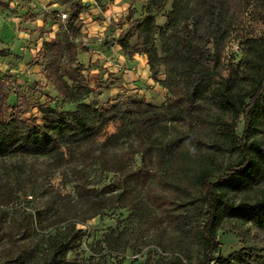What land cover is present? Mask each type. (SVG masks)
Here are the masks:
<instances>
[{"label": "trees", "instance_id": "16d2710c", "mask_svg": "<svg viewBox=\"0 0 264 264\" xmlns=\"http://www.w3.org/2000/svg\"><path fill=\"white\" fill-rule=\"evenodd\" d=\"M54 1L67 4L68 15L61 20L57 13L59 31L39 37L35 64L45 84L32 81L23 90L12 74L0 76V161L14 155L46 157L51 169L95 164L119 179L96 187L85 166L74 170L75 198L36 209L24 229L55 233L42 247L16 252L10 264H123L145 249L142 264H264V35L242 25L247 14L264 25V0H146L130 7L116 42L127 60L145 58L167 100L154 104L126 93L99 105L88 102L91 66L79 60L80 15L89 5ZM235 30L242 37L225 62ZM34 109L37 117H26ZM110 125L115 133L100 141ZM128 140L139 144L135 154L106 158L109 147ZM15 192L1 183L0 207ZM110 210L128 212L139 228L107 229L86 259L71 263L70 253L88 237L71 223L75 211L102 219ZM226 231L241 247L223 257L219 234Z\"/></svg>", "mask_w": 264, "mask_h": 264}, {"label": "rangeland", "instance_id": "374dc122", "mask_svg": "<svg viewBox=\"0 0 264 264\" xmlns=\"http://www.w3.org/2000/svg\"><path fill=\"white\" fill-rule=\"evenodd\" d=\"M18 1L19 4L11 0L0 1V76L5 73L12 74L15 85L27 90L32 81L45 84L40 65L35 64L37 52L42 45L39 37L46 38L49 35H46L48 32L51 36L56 34L59 31V20L56 14L68 15V9L67 4L54 0ZM83 1L86 6H89L80 15L81 31L78 41L85 47L79 46L81 48L79 60L88 67L91 66L87 73L92 87V95L88 102L94 105L113 102L119 95L128 93L137 98H145L154 104L164 103L167 100V92L151 79L147 64L139 62L138 65H134L135 71L132 75L133 69L128 63L133 64L135 60L133 58L127 60L116 42L126 26L125 17L128 9L130 7L139 9L146 0H115L112 3L97 0L96 4L95 0ZM158 23L163 26L165 20L158 17ZM242 25L249 34L264 35V25L253 22L249 14L245 16ZM36 27H43V30H35ZM24 33L27 36L20 39L19 36ZM232 35L229 48L225 52V62L229 61L231 54L235 56V46L242 37L239 30H235ZM130 44L133 45V40ZM109 46L110 54L106 51ZM113 59L116 60L111 61ZM119 61L122 64H119ZM162 72L161 69L159 79H163ZM135 79L143 81L142 86L135 85ZM46 91L54 97L55 93L49 85H46ZM46 101L48 100L42 98V102ZM31 116L37 117L36 109L26 115V117ZM113 133H115V127L108 126L101 133L100 141ZM138 147L139 144L131 140L116 144L108 148L106 158L110 159L114 155L119 156L125 153L135 154ZM50 162L51 160L46 157L20 158L14 155L0 161V184L8 182L16 190V199L0 207V264H10L16 252L23 249L33 250L36 247H42L44 237L55 233V228L52 227H46L45 231H38L37 234L28 230L25 232L24 229L30 227L31 222L28 217L36 209H43L51 202L58 204L62 200H67L68 197L71 200L75 198V186L78 182L74 177H80V175L73 174L74 170L85 166L84 175H87L90 185L96 187H103L119 179L116 172L101 171L95 164L83 165L76 162L58 169H51ZM134 162L136 165L140 164L138 155L134 157ZM73 213L69 210V215ZM75 215L77 217H72L71 223H75L77 229L85 230L88 237L70 253L71 263L86 259L90 255L89 246L92 240L98 239L107 229L119 227L130 231V229L139 228L132 226L133 218L128 219L129 213L126 211L110 210L102 219H87L77 211ZM63 227L64 224L61 228ZM219 237L223 257L240 249L241 245L234 233L226 231L220 233ZM147 251L148 249H145L138 255L129 254L125 257L123 264H142ZM211 264L217 263L214 261Z\"/></svg>", "mask_w": 264, "mask_h": 264}, {"label": "crops", "instance_id": "0c3cea01", "mask_svg": "<svg viewBox=\"0 0 264 264\" xmlns=\"http://www.w3.org/2000/svg\"><path fill=\"white\" fill-rule=\"evenodd\" d=\"M0 1H2V0H0ZM4 1H7V2H9L10 0H4ZM11 1H13L15 4H19V1L18 0H11ZM23 33V32H22ZM27 35L24 33V34H21L20 36H19V38L20 39H24L25 37H26ZM112 48V47H111ZM40 49V48H39ZM111 50V49H110ZM110 50L109 51H107V53L108 54H110L109 52H110ZM113 50V49H112ZM112 52V51H111ZM102 54H103V52H101ZM106 53V54H107ZM116 59H113V60H111V61H115ZM133 60H135V62H133V64H130V63H128V65L131 67V69H133V72L131 73L132 75H134V71H135V66L134 65H138L139 64V62L141 63V64H146V60L143 58V57H141V56H138V55H135L134 57H133ZM111 64V63H110ZM119 64H122V63H120V61H119ZM119 68H121V67H119ZM137 78H139V77H137ZM135 85H141V84H143V81H141V80H139V79H135V83H134ZM142 86V85H141Z\"/></svg>", "mask_w": 264, "mask_h": 264}, {"label": "built area", "instance_id": "2783aa9c", "mask_svg": "<svg viewBox=\"0 0 264 264\" xmlns=\"http://www.w3.org/2000/svg\"><path fill=\"white\" fill-rule=\"evenodd\" d=\"M60 18H61V20H64L66 18V15L62 14Z\"/></svg>", "mask_w": 264, "mask_h": 264}]
</instances>
